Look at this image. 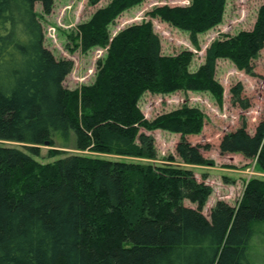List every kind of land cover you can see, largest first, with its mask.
<instances>
[{
    "label": "trees",
    "instance_id": "obj_1",
    "mask_svg": "<svg viewBox=\"0 0 264 264\" xmlns=\"http://www.w3.org/2000/svg\"><path fill=\"white\" fill-rule=\"evenodd\" d=\"M53 1L0 0V141L22 145H0V264H252L251 241L264 237V181L251 179L236 207L217 201L206 216L212 189L187 168L66 155L55 143L154 160L153 138L142 130L158 129L180 135L181 163L208 164L204 148L184 139L201 132L199 109L181 106L147 120L139 100L146 93L207 92L220 103L218 60L253 75L264 48V0L252 29L211 42L194 71L190 50L161 53L150 21L111 36L114 21L142 0H107L70 37L72 51L105 49L92 84L73 91L64 86L73 63L45 47L34 9L40 3L48 15ZM225 2L190 0L147 15L188 32L196 46L197 35L221 24ZM241 91L240 84L230 88L231 102L247 109ZM45 143L57 159L40 164L34 158ZM218 150L256 160L264 173V119L253 134L244 123L224 134Z\"/></svg>",
    "mask_w": 264,
    "mask_h": 264
},
{
    "label": "rangeland",
    "instance_id": "obj_2",
    "mask_svg": "<svg viewBox=\"0 0 264 264\" xmlns=\"http://www.w3.org/2000/svg\"><path fill=\"white\" fill-rule=\"evenodd\" d=\"M189 2L190 0H142L139 5L123 12L114 21V24L109 27L110 35H115L131 24L150 21L154 32L159 36L161 53L169 56L178 54L182 50H190L193 53L190 70L194 71L203 63L205 50L211 42L223 35L233 36L241 31L252 29L263 0H226L221 24L206 33L197 35L196 46L192 44L188 32L174 29L147 15L155 7L187 6ZM106 3L107 0H102L91 7L88 0H54L51 13L48 15L43 14L40 3L35 4V12L44 30L45 47L53 53L55 58L69 59L73 63V68L64 82V86L71 91L78 90L83 85L92 84L96 62L105 56V49L94 48L85 54L78 50L72 51L74 43L70 37L77 32L78 24L85 22L97 8ZM252 67L253 75H247L236 69L228 60L217 61L215 79L223 89L220 103L207 92H175L166 95L146 93L139 100L138 106L147 120H152L160 114L181 106L199 109L204 115L202 130L198 135H189L184 139L192 145H200L204 148L201 154L208 160L206 165L190 166L181 163L175 152L180 135L158 129L142 130L153 138L156 150L154 160L80 152L75 150L72 140L66 145L55 143V146L66 155H82L132 164L149 163L187 168L193 172L197 181L204 180L205 184L212 189V194L203 207L204 215H208L210 208L217 201H224L236 207L246 184L251 179L264 181V173L258 169L256 160H247L239 153L220 154L218 145L224 134L235 131L243 123L246 131L253 134L256 126L264 119V48L252 62ZM237 84L242 86L240 98L248 104L247 109H242L239 104L234 105L231 102L229 90ZM0 145L22 148L21 144L8 141H0ZM49 149L48 146L39 147V156L34 159L40 164L53 162L57 158L48 157ZM169 157H173V160L169 161ZM250 256L252 264H264L263 235L253 237Z\"/></svg>",
    "mask_w": 264,
    "mask_h": 264
},
{
    "label": "water",
    "instance_id": "obj_3",
    "mask_svg": "<svg viewBox=\"0 0 264 264\" xmlns=\"http://www.w3.org/2000/svg\"><path fill=\"white\" fill-rule=\"evenodd\" d=\"M45 146H48V143H45Z\"/></svg>",
    "mask_w": 264,
    "mask_h": 264
}]
</instances>
